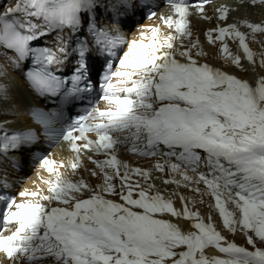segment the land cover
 Masks as SVG:
<instances>
[{
	"label": "snow or ice",
	"instance_id": "snow-or-ice-1",
	"mask_svg": "<svg viewBox=\"0 0 264 264\" xmlns=\"http://www.w3.org/2000/svg\"><path fill=\"white\" fill-rule=\"evenodd\" d=\"M170 3L179 18L166 16L162 20L174 28L175 35L161 36L159 28L153 27L145 37L147 42L133 40L120 68L104 77L101 99L106 107L85 110V115L74 118L62 131L55 130L77 153V161L70 165L73 172L79 167L81 148L106 156L103 161H93L102 183L94 189L83 178H65L54 161L45 159L42 166L54 177L46 181L47 194L23 192L20 195L26 199L11 200L0 212V252L13 264H264V248L256 247L253 237L247 236L251 231L264 242V77H258L253 85L199 63L192 53L199 42L183 44V39L191 36L188 8L183 0ZM93 6L94 0H16L0 13V45L14 50L17 60L33 57L34 66L26 77L39 92L62 93L67 99L85 91L79 83L88 75V41H76L74 51L80 59L71 87L50 70L62 62L57 53L33 48L30 42L54 29L79 32L82 14L90 13ZM217 11L221 20L226 19L227 8ZM242 23L253 33H264V25ZM87 24L91 43L101 50L117 42V37L93 19ZM213 32L217 33L215 40L222 42L224 59L240 66L241 57L224 43L227 36L238 40L244 57L255 63L257 54L248 47L246 33L237 24L210 29L206 33L210 43L214 42ZM177 39L181 40L179 48ZM57 52L66 54L63 41ZM259 55L264 67V52ZM5 91L0 85V94ZM41 122L47 125L50 117L42 114ZM90 132L96 133L95 140L89 139ZM28 139L31 136L26 134L8 135L0 124V151ZM120 143L129 144L136 154L165 156L166 163L157 162L154 169L163 172L167 168L173 174L164 180L166 184L189 187L203 183L224 227L233 233L240 228L254 250L225 241L211 217L205 223L198 212L187 207L185 197H180L185 204L181 212L160 192L149 195L155 186L149 183L145 188L140 180L133 182L132 176L148 182L151 171L121 162L115 154ZM201 165L206 172L201 171ZM189 170L195 176L189 175ZM91 174L98 175L96 171ZM117 179L119 190L114 183ZM111 196L119 200L107 198ZM165 214L194 219L192 226L197 231L182 230L164 219ZM12 225L14 229L5 235ZM209 246L227 258L206 256L204 249ZM180 248L184 250L178 251Z\"/></svg>",
	"mask_w": 264,
	"mask_h": 264
},
{
	"label": "bare ground",
	"instance_id": "bare-ground-1",
	"mask_svg": "<svg viewBox=\"0 0 264 264\" xmlns=\"http://www.w3.org/2000/svg\"><path fill=\"white\" fill-rule=\"evenodd\" d=\"M226 2H228V0H225ZM205 23H201L200 21H198V23H196L194 25V32L190 38V41H201L202 37H203V29L205 27ZM204 40V39H203ZM202 40V41H203ZM204 42V41H203ZM264 47V41H263V46ZM206 52H208L209 56L210 55H214L215 56V48L213 46L207 45L205 48ZM229 49L230 51L234 54V55H239L241 57L240 60V66L237 67L236 65L232 64L230 60H226L224 58L221 59L220 63L221 66H223L225 68V71L227 73H230L232 75L237 76L240 79L249 81L250 79H254L257 77H264V67H262L260 65V63H258V61L256 60V58H258L259 56L256 55L255 57V63H251L249 61L246 60V58L239 52V50L235 47L234 44L230 43L229 44ZM256 51H254V53L257 54L258 50L255 49ZM250 82V81H249ZM20 86L21 84L18 83ZM140 161H142L145 165H150L151 162L150 161H144L142 159H140ZM23 175H25V172H22ZM30 175V180L25 182L26 186H31L32 182L36 179V174L34 172H29ZM158 178V176H156ZM156 177H153L150 181L151 184H153L154 186H156L155 190H157L158 192H160L165 198L171 199L173 202V205L175 208H177L179 211H183L185 204L181 202L180 197L183 196L186 198V203H187V207L194 212H198V208L194 205V201L198 202V205H200V203L204 204L205 206H213L215 201L212 198L211 195H205L204 191L205 189L202 187V184H192L189 186V188H199L200 191L196 192L192 190V197H190L189 195L184 196L183 194L179 195L176 194L174 192L170 193V191H173V189L171 187H174L176 184H172L171 186L167 185H158V183L160 182V179H156ZM183 183H181L178 187L183 186ZM167 187V189H166ZM180 189V188H179ZM203 193V194H202ZM206 196V197H205ZM202 201V202H201ZM197 204V203H196ZM229 209H231L233 206L231 204L228 205ZM213 209L214 206H213ZM215 212H217V215L215 216L214 213H212V218H211V222L213 223V225L215 226L216 230L221 232V234L225 237V241H230V242H235L238 246H242L245 247L246 249H248L249 251L254 250L253 246L248 244L247 242V238L245 237L246 235L235 231L234 233L229 231L228 229H226L222 223V219L218 213V211L215 209ZM238 215V213H237ZM199 216L203 219V221L205 223L209 222V215H205V214H201L199 213ZM164 218H167L169 221H171L172 223L176 224L178 227H180L182 230L184 231H197L192 225L195 222L194 219H188L185 218L183 216H172L170 214H165L163 216ZM218 217V220L216 221L214 218ZM225 241H221L222 244H225ZM184 250L183 248L178 249V251H182ZM204 254L208 257H220V258H227L225 256L224 253L219 252L214 246H209L206 247L204 249Z\"/></svg>",
	"mask_w": 264,
	"mask_h": 264
},
{
	"label": "rangeland",
	"instance_id": "rangeland-1",
	"mask_svg": "<svg viewBox=\"0 0 264 264\" xmlns=\"http://www.w3.org/2000/svg\"><path fill=\"white\" fill-rule=\"evenodd\" d=\"M175 184V183H174ZM183 185V184H182ZM179 185H175L174 187H171L172 189H173V191H170L169 192V194L170 193H172V192H174V193H176V194H179V195H181V194H183L184 196H186V195H189L190 197H192V189L193 188H189V187H183V186H181V187H178ZM180 188V189H179ZM166 189H167V187H166ZM205 189V188H204ZM204 193H205V195H208V193H207V190L205 189V191H204ZM206 197V196H205ZM195 203H194V205L198 208V211H199V213H201V214H205V215H209V217H211L212 218V213H214V215L216 216L217 215V212H215V209H213V206L211 207V206H205L204 204H202V203H200V205H198V202H196V201H194ZM197 203V204H196ZM216 221L218 220V217H215L214 218ZM236 231H238V232H240V233H242V234H244L245 235V233L240 229V228H237V230ZM247 236H252L253 237V239L255 240V246L256 247H259V248H264V242H261L259 239H257L256 237H255V235H254V233L253 232H251V231H248V233H247ZM247 236H245L246 238H247Z\"/></svg>",
	"mask_w": 264,
	"mask_h": 264
}]
</instances>
